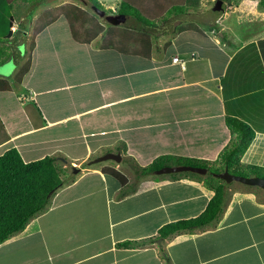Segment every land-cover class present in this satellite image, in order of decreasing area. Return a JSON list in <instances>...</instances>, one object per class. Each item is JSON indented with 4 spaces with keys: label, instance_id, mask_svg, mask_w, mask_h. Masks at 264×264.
Returning a JSON list of instances; mask_svg holds the SVG:
<instances>
[{
    "label": "crops",
    "instance_id": "obj_1",
    "mask_svg": "<svg viewBox=\"0 0 264 264\" xmlns=\"http://www.w3.org/2000/svg\"><path fill=\"white\" fill-rule=\"evenodd\" d=\"M120 1L99 0L112 11ZM126 1L166 20L146 26L126 16L110 29L98 19L102 32L81 42L59 17L34 37L31 50L29 26L72 0L39 10L14 4L28 7V14L0 44L20 55L0 65V84L9 86L0 91V155L16 149L25 163L49 156L80 169L23 231L0 244V264H166L159 242L118 244L198 216L213 192L188 175L130 178L120 163L145 167L162 156L214 163L232 137L227 118L254 134L241 165L264 168V16L238 22L234 34L222 20L239 6L227 0L219 29L211 24L205 31L190 17L201 11L198 0ZM182 4L184 13L168 15ZM188 25L197 31H179ZM28 57L30 68L18 84L14 77ZM108 153L119 154L120 162L81 168ZM106 167L121 172L127 184L103 174ZM227 192L215 224L163 241L170 264H264V191L230 183Z\"/></svg>",
    "mask_w": 264,
    "mask_h": 264
},
{
    "label": "trees",
    "instance_id": "obj_2",
    "mask_svg": "<svg viewBox=\"0 0 264 264\" xmlns=\"http://www.w3.org/2000/svg\"><path fill=\"white\" fill-rule=\"evenodd\" d=\"M22 1L31 4L32 7L49 5L58 0H4L7 6L14 5L16 2ZM221 5H222V1ZM92 6L102 10L107 15L104 7L99 0H72L62 6L47 10L40 14L33 24L32 34L30 38V50L34 46V37L45 27L53 23L57 18L63 17L68 23L71 37L76 41L90 42L97 37L103 30V26L98 23L94 15H89L83 9ZM222 8V6H221ZM117 14L131 17L146 26H154V24L165 21L163 14L152 16L143 14L138 8L131 6L126 0H121L119 8L116 9ZM186 10L183 6L173 9L168 15L182 14ZM108 12H111L108 9ZM94 14V13H93ZM104 23L105 20L101 19ZM13 26V19L10 18L9 32L4 38H0V44L9 41L11 36L10 28ZM110 29L116 27L108 26ZM197 31L193 25L181 27L182 31ZM12 57L16 62L20 55L17 49H7L0 47V65ZM30 68V58L19 67L14 80L20 83ZM1 83V82H0ZM0 84V91L9 90L6 82ZM226 125L229 128L232 137L230 142L219 153L214 163L198 161L194 159L162 156L154 160L145 167L135 166V172L138 176L154 175L161 168L168 167L170 163L175 162L174 166H191L207 169L204 176L193 173L173 174V179L180 175H188L203 183V186L213 192V196L208 201L205 209L198 216L190 219L178 220L161 226L154 237L140 241H124L118 246L135 247L143 244H152L159 242V250L166 264H170V259L163 247V241L169 237L182 233H191L196 229L213 225L217 222L223 213L225 203L228 197V186L223 180L215 178L213 175L222 173L225 170L232 175L243 177H258L264 179V168L246 165L240 163L241 157L248 148L252 138L253 131L243 122L227 118ZM56 157H44L40 160L25 163L16 149H9L0 155V244L9 239L11 236L23 231L28 222L38 213L44 211L56 194V192L64 185V167L56 163ZM93 159L88 160L81 165V168H89L93 166ZM67 166L71 165L66 163ZM102 173L115 178L121 186L127 184V178L118 170L113 168H102Z\"/></svg>",
    "mask_w": 264,
    "mask_h": 264
},
{
    "label": "rangeland",
    "instance_id": "obj_3",
    "mask_svg": "<svg viewBox=\"0 0 264 264\" xmlns=\"http://www.w3.org/2000/svg\"><path fill=\"white\" fill-rule=\"evenodd\" d=\"M213 0H198V4L197 7L200 8V13L199 14H194L192 16H190L193 19H196L198 22H201L198 27H201L202 30H209L207 28H210L211 24L213 25V28L219 29V23H216L217 20L221 19V16L216 14L213 9L215 7V0L212 2ZM218 1H222V8H226V6L223 4L225 2H227V0H218ZM234 5H238V12L236 14H233L232 12L229 13L228 17H225L222 20V24H229L232 25L234 30H232V32L234 34L238 33L237 25L238 22L240 23H250L255 21L254 19L257 18V16H264V0H232ZM17 3V2H16ZM54 3V2H53ZM52 4V3H50ZM31 5V4H30ZM14 6V5H13ZM190 7H195V5H191ZM9 7L5 5L4 0H0V38H4L8 32H9V22H10V18L13 19V24L19 28V25L21 24V22L19 21L20 17L22 16V14H28L27 13V8L28 7H16L14 6L12 11H9L8 9ZM26 8V9H25ZM38 8H40V6H37L36 9L39 10ZM85 10H87L89 13V15H94L96 20H100L101 18H99L94 12V14L89 11L86 7H84ZM105 9V8H104ZM106 13L107 15H115L117 14V10L108 12V9ZM191 12V9L190 11ZM91 13V14H90ZM32 14H29L28 17H32ZM101 21V20H100ZM256 22V21H255ZM257 23V22H256ZM22 25L25 26V24L23 23ZM209 26V27H208ZM29 33H31V28L32 26H29ZM175 164V162H173ZM173 163H170V165L168 167H175ZM110 164H115L113 162H110ZM60 165V164H59ZM62 166V165H60ZM73 167L77 168L75 166H67L64 169L65 172V177H64V185L62 187H65V185L70 184L69 182L72 179H75V174L73 173ZM120 167L121 169H119L125 176L128 177H132V176H136V172H135V167L131 166L130 163H128L127 161H123V163H120ZM80 169V168H78ZM150 176V175H149ZM157 177V176H156ZM132 181V180H131ZM201 182V181H200ZM231 185H235L236 187H245V185L237 183V182H232ZM61 187V188H62ZM60 188V189H61Z\"/></svg>",
    "mask_w": 264,
    "mask_h": 264
},
{
    "label": "water",
    "instance_id": "obj_4",
    "mask_svg": "<svg viewBox=\"0 0 264 264\" xmlns=\"http://www.w3.org/2000/svg\"><path fill=\"white\" fill-rule=\"evenodd\" d=\"M221 6L222 5H221L220 1L215 2V7H214L213 11L218 15H222V13H223ZM89 8L99 18L104 19L106 21V23L111 25V26H119V25L123 24L126 20L125 15H121V14L106 15L105 12L102 10L96 9L92 6H89ZM107 160H112V161H115L118 163V162H120L121 157L119 154L108 153V154H105L101 157H98L93 162L95 164H97V163H101V162H104ZM78 172H79V169L73 167V173L77 174ZM186 172L204 176L207 174V169L181 165V166H175V167L161 168V169L157 170L155 172V174L156 175H167V174H178V173H186ZM213 176L215 178L223 180L227 184H230L232 182H237V183L243 184V185L248 186V187H257V188H260L264 191V179H262V178L243 177V176L232 175L226 170L222 173L214 174Z\"/></svg>",
    "mask_w": 264,
    "mask_h": 264
},
{
    "label": "built area",
    "instance_id": "obj_5",
    "mask_svg": "<svg viewBox=\"0 0 264 264\" xmlns=\"http://www.w3.org/2000/svg\"><path fill=\"white\" fill-rule=\"evenodd\" d=\"M173 62H174V63H180L179 59H177V58H174V59H173ZM180 65H182V63H180Z\"/></svg>",
    "mask_w": 264,
    "mask_h": 264
}]
</instances>
